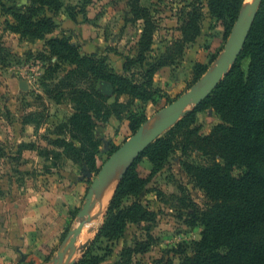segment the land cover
I'll list each match as a JSON object with an SVG mask.
<instances>
[{"label":"rangeland","instance_id":"1","mask_svg":"<svg viewBox=\"0 0 264 264\" xmlns=\"http://www.w3.org/2000/svg\"><path fill=\"white\" fill-rule=\"evenodd\" d=\"M208 1L141 0L159 24L153 49L148 53L152 56L149 62H156L167 47H172L171 40L178 38L179 10L191 2L202 4L203 8L202 30L195 42L173 65L157 70L151 84L144 85L142 70L146 66L135 63L128 71L123 68L127 59L138 53L143 27L142 21L132 23L128 18V0H62V9L53 15L58 26L45 38L23 37L9 30L8 23L13 18L0 7V264H53V259L63 254L72 231L81 221H89L108 172L104 171L105 166L109 163L111 168L119 162L117 157L113 159L115 154L143 124L156 118L161 119L160 124L170 104L196 90L214 72L220 59L230 54L243 8L251 0H245L227 38L222 24L210 13ZM5 2L21 6L30 0ZM71 6L78 11L76 19L70 15ZM53 38H67L78 48L81 58H91L99 67L103 64L105 71L141 85L145 95L139 96L125 83L121 85L124 89L114 86L101 74L87 70L86 65L74 67L51 51L48 41ZM195 44L199 50L193 59ZM249 61V57L243 59L244 70ZM197 62L207 65L198 80ZM106 84L111 85V91L106 90ZM104 97L109 99V107L104 108ZM196 107H190L187 113ZM138 113L146 120L131 132L129 117ZM74 114H83L84 121L69 131L65 124ZM196 116L203 135L222 122L212 107L198 110ZM69 127L72 129L70 124ZM202 161L197 152L173 151L139 199L125 201L131 204L140 200L155 212L154 218L128 223L122 236L115 240L96 239L120 176L82 242L79 256L68 264L77 262L88 249L103 256L104 264H112L127 248L133 250L131 264H181L184 251L191 255L194 242L202 238L203 226L188 214L194 211L193 202L205 205V193L195 185L187 169L189 165L203 164ZM145 163L139 166L143 175L148 172ZM102 173V182L92 192L91 206L81 216L89 190Z\"/></svg>","mask_w":264,"mask_h":264},{"label":"trees","instance_id":"2","mask_svg":"<svg viewBox=\"0 0 264 264\" xmlns=\"http://www.w3.org/2000/svg\"><path fill=\"white\" fill-rule=\"evenodd\" d=\"M244 2L245 0L208 1L210 13L224 28L225 38L232 32ZM200 5L196 6L191 2L179 10L177 29L181 36L171 40L172 47H167L156 62H149L152 56L148 53L153 49L159 24L151 9L142 5L141 0H128V18L131 17L132 23L142 21L143 27L137 43L138 53L127 59L123 67L125 71L135 63L146 66L147 68H142L143 78L146 79L144 85L152 83L154 74L161 67L173 65L177 57L183 56L187 46L201 34L203 8ZM0 7L13 18V22L8 23L9 30L23 37L45 38L57 28L53 15L62 9L63 2L30 0L28 4L10 6L5 0H0ZM69 10L71 17L76 19L78 11H75V6L69 7ZM48 44L52 52L74 67L86 65L87 70L101 74L102 79L111 81L114 86L119 85L124 89L121 85L125 83L139 96L145 95L142 94L141 85L105 71L103 64L99 67L91 58H81L78 48L67 38H53ZM245 57L250 60L247 70L243 68ZM195 65L198 80L207 70V65L201 62ZM74 71L76 70L73 69L72 72ZM77 91L78 88H75L74 92ZM100 96L102 99L103 94L100 93ZM104 99H107L104 101V108L109 107V99ZM78 103L87 104L81 101ZM210 107L220 114L222 122L216 124L209 134L203 135L196 122V113ZM145 120L139 113L131 115V132L136 131ZM83 121V114H74L65 127L71 131ZM58 141L62 139L58 138ZM177 149L183 153L197 152L203 158V164L189 165L187 169L206 198L203 207L193 202L194 211L188 214V217L194 218L203 226V231L202 238L194 242L193 253L189 255L184 251L182 254L181 264H264V0L241 56L217 88L164 136L156 139L124 171L96 239L115 240L122 236L128 223L154 218L155 212L140 200L131 204H125V201L130 198L139 199L148 182L163 168L167 157ZM78 153L81 154V151ZM144 162L148 169L146 175L139 168ZM185 198L188 195L181 200ZM186 221L190 222L189 219ZM132 251L127 248L112 264H131ZM103 262V256L88 249L73 264H104ZM166 264L174 262L168 261Z\"/></svg>","mask_w":264,"mask_h":264},{"label":"water","instance_id":"3","mask_svg":"<svg viewBox=\"0 0 264 264\" xmlns=\"http://www.w3.org/2000/svg\"><path fill=\"white\" fill-rule=\"evenodd\" d=\"M261 2L262 0H252L244 6V13L239 19V30L235 31V40L230 44V54L220 59L214 72H212L210 76H208L196 90L194 89L189 91L188 93L179 97L173 103H171L165 111L164 120L160 124H157V126L151 133L145 135V133L147 132L148 124H143L130 138L128 144L115 154L113 159L117 157L120 159L119 162H125V168L122 171L121 176L123 175L127 167L134 161V159L138 157L142 152H144L167 129L175 125L189 111L190 107L198 106L205 99H207L217 88L219 83L229 72L230 68L237 61L241 50L244 47L245 42L251 32ZM111 89V85L106 84V90L111 91ZM110 166L111 165L108 163L105 166L104 171H109ZM103 175L104 174L102 173L99 178H96L94 180L93 186L89 190V193L87 195V202L80 212L81 216H85L87 214L92 202V192L94 191L95 187L102 182ZM85 224V221H81L75 228V230L72 231L71 234L73 235L71 239L64 243L65 248L63 254H60L55 259H53V264L69 263L70 256L67 254V251L71 247V245L75 244Z\"/></svg>","mask_w":264,"mask_h":264},{"label":"bare ground","instance_id":"4","mask_svg":"<svg viewBox=\"0 0 264 264\" xmlns=\"http://www.w3.org/2000/svg\"><path fill=\"white\" fill-rule=\"evenodd\" d=\"M160 121H161V119H158V118H156L154 120H150L148 122L147 132L145 133V135L151 133ZM116 160L119 161L118 158ZM124 164H125V162H118V163L114 164V166L112 168H109L110 170L108 172H106L107 175L105 176V179L103 182V188L101 187L102 189L100 190V193H99V201L92 208V211L90 213L91 217H90L89 221L86 222V224H85V226L81 232V235L78 237V240L75 243L74 247H73V245H71V247L67 251V254L70 256L69 261L74 260L79 256L81 244H82V242H85L84 240L87 238L88 234L91 232V229L95 225L96 218L100 212L102 204L104 202L107 203V201L111 197V195H112V193L116 187V184H117V182L121 176V173L123 171V165Z\"/></svg>","mask_w":264,"mask_h":264},{"label":"crops","instance_id":"5","mask_svg":"<svg viewBox=\"0 0 264 264\" xmlns=\"http://www.w3.org/2000/svg\"><path fill=\"white\" fill-rule=\"evenodd\" d=\"M177 23H178V20H177ZM177 30V29H176ZM177 37H180V31L179 30H177ZM197 44H195L194 45V47H193V49L195 50V57L193 58V59H195L196 58V54L198 53V50H199V48H198V46H196ZM192 47H190L189 49H188V51L191 49ZM59 193H62L61 191H59ZM54 208H52L51 210L54 212L55 210H53ZM53 212H50L49 214L51 215ZM49 215V216H50Z\"/></svg>","mask_w":264,"mask_h":264}]
</instances>
